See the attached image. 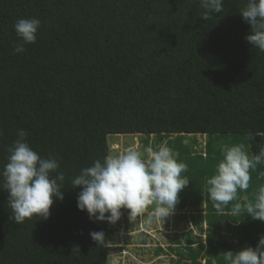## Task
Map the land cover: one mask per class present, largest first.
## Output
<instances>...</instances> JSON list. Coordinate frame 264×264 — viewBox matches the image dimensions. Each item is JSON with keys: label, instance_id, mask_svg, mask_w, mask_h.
Instances as JSON below:
<instances>
[{"label": "trees", "instance_id": "16d2710c", "mask_svg": "<svg viewBox=\"0 0 264 264\" xmlns=\"http://www.w3.org/2000/svg\"><path fill=\"white\" fill-rule=\"evenodd\" d=\"M246 3L224 0L223 12L204 21L199 0H0V168L18 129L40 155H55L68 177L113 152L109 137L125 134L153 135L160 144L175 135L236 136L257 153L264 145V53L246 40ZM32 17L42 22L37 43L14 54L13 25ZM200 156L210 166L198 169L204 178L221 157ZM81 190L66 182L47 220L17 224L0 188V264H108L114 231L78 209ZM198 210L190 223L201 233L205 223L209 234L205 244L186 235L187 264H228L224 253L254 240L242 235V222L229 227L239 242L222 246L230 243L215 237L222 226L214 208ZM92 232L105 238L94 241Z\"/></svg>", "mask_w": 264, "mask_h": 264}, {"label": "clouds", "instance_id": "9594fccd", "mask_svg": "<svg viewBox=\"0 0 264 264\" xmlns=\"http://www.w3.org/2000/svg\"><path fill=\"white\" fill-rule=\"evenodd\" d=\"M199 3L204 21L224 10V0H199ZM240 14L250 25L247 42L264 53V0H247ZM41 27L42 22L36 17L18 18L13 25L17 37L14 54H23L26 46L36 44ZM27 136L24 129L17 130L16 139L7 147L6 163L0 168V188L8 193L10 218L17 224L33 217L47 220L53 198L64 199L66 182L73 189H82L77 207L86 211L90 220L114 225L121 219L122 210H127L128 219L135 222L151 206L149 222L155 219L163 224L174 212L179 193L189 184L188 178L182 176L187 164L167 141L158 145L150 142L142 151L130 146L121 152H108L68 177L59 159L53 154L40 155L28 143ZM221 153L214 173L206 179L208 199L221 217L232 218L236 225L246 217L264 222V185L251 198L238 194L248 191L251 172L264 165V145L254 154L243 143L223 145ZM242 215L243 220L233 219ZM90 235L97 242L105 238L103 232ZM223 256L228 264H264V236L255 247L246 246L235 253L228 251Z\"/></svg>", "mask_w": 264, "mask_h": 264}, {"label": "rangeland", "instance_id": "374dc122", "mask_svg": "<svg viewBox=\"0 0 264 264\" xmlns=\"http://www.w3.org/2000/svg\"><path fill=\"white\" fill-rule=\"evenodd\" d=\"M231 137L233 136L185 134L175 135L167 140H163V142L167 141L170 145L172 144L171 146L176 145L177 148L185 149L186 152L179 153L172 148L173 151L179 153L180 160L187 164V171L182 173V176L188 178L189 184L179 193V202L174 212L169 217L165 218L163 224L155 219L149 222L148 213L151 211V206L146 210L145 214L142 217H138L135 222H131L128 219L127 210H122L121 219L114 225L110 224L111 229L114 231V234L111 235L110 238V264L188 263V243L185 239L186 235L192 234L191 238L195 241L198 239V236H202V243L205 244L207 235L209 234L206 230L207 225L205 223H203L202 226V233L198 231L199 228L197 230V227L190 223L192 215H195L197 219L201 211L198 210L199 208L202 207V210L207 209V212L211 211V213L212 208H214L212 202L208 199L206 184V179L213 173H211L210 170H205V177L201 178L198 169H210V166L207 165V160L200 155L214 158L218 156L222 157L221 148L223 145H229L228 142L232 139L238 140L235 144L241 143L238 137L234 136L232 139ZM109 139H111L112 142L115 141V147H112L113 153L121 152L130 146H135L138 150L142 151L150 142L153 143V145L160 144L153 135L125 134L111 136ZM242 143L249 153L253 154L248 142L242 141ZM187 155H191V157L188 158ZM262 171L264 170L262 168L260 169V165H258L256 170L251 172L252 188L249 187L248 192L252 191L253 194L258 187L264 185V172ZM252 194L248 196L251 198ZM205 212L206 211L203 212L204 216L207 214ZM214 215L219 218L220 225L222 226V229L219 231L214 230L217 233V235H215L216 239L220 240L221 236H223L225 243H230V245L223 244L222 246H235V244L239 242L241 235L235 230L230 231L229 227L233 228L235 226V228H238L242 222L236 225L232 218L221 217L215 208ZM233 219L243 220L241 217H233ZM257 221L258 220H252L250 217L243 220L245 224L242 235L246 236L248 234L251 238L254 237V240L245 243V247H255L260 237L264 236V224H257ZM259 231L262 234L255 236ZM175 243H180L179 247H176ZM197 245L196 243L194 246ZM170 247H172L173 250L178 249V251H182L185 254L184 259L180 258L175 252L169 251V249H171ZM222 250L221 248V251ZM236 251H238V249L234 252Z\"/></svg>", "mask_w": 264, "mask_h": 264}, {"label": "crops", "instance_id": "0c3cea01", "mask_svg": "<svg viewBox=\"0 0 264 264\" xmlns=\"http://www.w3.org/2000/svg\"><path fill=\"white\" fill-rule=\"evenodd\" d=\"M124 223H125V221H124ZM168 230H169V229H168ZM175 245H176V244H175ZM173 246H174V245H173ZM170 248H172V247H170ZM167 251H168V249H167ZM169 251H170V250H169ZM172 251H173V250H172ZM172 251H171V252H172Z\"/></svg>", "mask_w": 264, "mask_h": 264}]
</instances>
